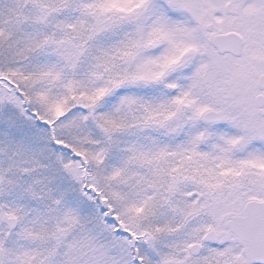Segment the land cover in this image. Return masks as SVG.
I'll return each instance as SVG.
<instances>
[{
  "label": "snow or ice",
  "instance_id": "6c2138e0",
  "mask_svg": "<svg viewBox=\"0 0 264 264\" xmlns=\"http://www.w3.org/2000/svg\"><path fill=\"white\" fill-rule=\"evenodd\" d=\"M0 264H264V0H0Z\"/></svg>",
  "mask_w": 264,
  "mask_h": 264
}]
</instances>
